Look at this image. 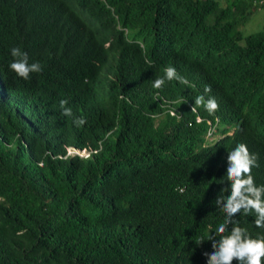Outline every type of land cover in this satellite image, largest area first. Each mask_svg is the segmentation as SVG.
Instances as JSON below:
<instances>
[{
    "label": "trees",
    "instance_id": "1",
    "mask_svg": "<svg viewBox=\"0 0 264 264\" xmlns=\"http://www.w3.org/2000/svg\"><path fill=\"white\" fill-rule=\"evenodd\" d=\"M261 7L0 0V264H204L237 142L256 154L264 184V25L243 30ZM12 46L42 71L15 76ZM169 64L190 84L153 89ZM205 84L211 115L192 103ZM213 126L220 137L208 144ZM68 146L89 156H65ZM254 219L236 216L253 236L264 232Z\"/></svg>",
    "mask_w": 264,
    "mask_h": 264
},
{
    "label": "clouds",
    "instance_id": "2",
    "mask_svg": "<svg viewBox=\"0 0 264 264\" xmlns=\"http://www.w3.org/2000/svg\"><path fill=\"white\" fill-rule=\"evenodd\" d=\"M8 51L12 59L7 67L15 76L27 81L30 79V74L42 71V65L39 62L29 63L28 54L21 47L12 46ZM114 62L113 59L110 61L111 64ZM104 75L112 76L108 68H105ZM169 81L190 84V81L182 76L175 66L169 64L163 68L162 76L152 80L151 87L158 90ZM210 92L211 86L205 84L203 92L197 95L192 103L202 106L211 115L218 109V103L215 96L208 95ZM57 104L61 115L72 116V109L66 106L68 104L66 99L58 100ZM169 114L176 115L174 109H170ZM73 124L77 127L84 125V117H73ZM217 133L219 132L216 128L212 139L206 137L208 144L220 137V135L215 137ZM98 145L102 147V142H98ZM66 153L65 156L74 154L89 156L87 150H79L73 146H68ZM225 159L227 163L223 177L228 184L226 189L221 188L219 191L221 193L227 191L228 194L216 195L214 198L216 205L222 209L223 219L214 227L209 224L207 238L201 239L210 241L212 248V251L202 253L206 256L204 264H232L233 259L236 264H264V232H258L253 236L236 220L238 213L243 212L245 215L253 213L255 219L252 223L256 228L264 229V184L256 183L252 175V169L258 166L257 156L249 151L245 143L237 142L226 153Z\"/></svg>",
    "mask_w": 264,
    "mask_h": 264
},
{
    "label": "rangeland",
    "instance_id": "3",
    "mask_svg": "<svg viewBox=\"0 0 264 264\" xmlns=\"http://www.w3.org/2000/svg\"><path fill=\"white\" fill-rule=\"evenodd\" d=\"M264 25V7H261L257 10L255 14L251 17L249 22L244 26V33H249L253 31L260 30ZM220 134L217 133L215 137H218ZM87 153V152H86Z\"/></svg>",
    "mask_w": 264,
    "mask_h": 264
},
{
    "label": "built area",
    "instance_id": "4",
    "mask_svg": "<svg viewBox=\"0 0 264 264\" xmlns=\"http://www.w3.org/2000/svg\"><path fill=\"white\" fill-rule=\"evenodd\" d=\"M216 132V128L213 126L206 134V137L208 139H212L214 136V133Z\"/></svg>",
    "mask_w": 264,
    "mask_h": 264
}]
</instances>
